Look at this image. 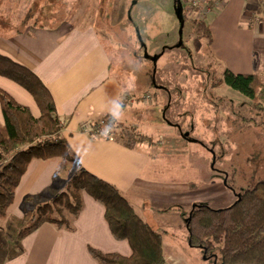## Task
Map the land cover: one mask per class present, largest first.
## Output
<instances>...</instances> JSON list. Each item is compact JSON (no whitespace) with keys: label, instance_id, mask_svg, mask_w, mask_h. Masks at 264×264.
Segmentation results:
<instances>
[{"label":"crops","instance_id":"1","mask_svg":"<svg viewBox=\"0 0 264 264\" xmlns=\"http://www.w3.org/2000/svg\"><path fill=\"white\" fill-rule=\"evenodd\" d=\"M75 1L0 0V53L30 69L47 88L62 132L78 161L64 168H60L58 156L29 161L7 216L0 220V264H97L89 247L131 254L128 241L112 235L103 205L85 191L81 192L76 214L67 208L62 212L66 225L58 227L44 221L18 236L23 209L30 206L25 199L47 201L80 167L115 185L138 217L162 234L163 254L171 264L170 259L180 253L179 245L189 246L185 219L192 205L215 201L225 207L239 194L234 190L238 176L216 168V157L226 150L223 159L227 163L248 164L253 144L259 145L264 155V120H256L250 112L252 108L264 110V96L255 103L220 80L224 69L255 73L264 95V0H209L211 8L204 19L212 35L208 47L204 40L193 43L195 47L184 43L182 28L183 46L196 53L202 68L218 79L213 87L214 95L219 96L215 105L208 98L201 99L215 109L208 111L203 104L194 115L197 133L204 130L209 141L217 143L209 150L195 138L178 133L155 112L141 111L140 104L146 103H135L133 97L129 101L127 83L111 74L104 37L93 14L87 13L94 1H81L77 8ZM60 5L65 6V14L59 13ZM173 9L156 8L163 14ZM173 17L174 21L178 18ZM180 44L165 45L156 62L165 63ZM0 88L28 107L33 116L40 115L34 98L23 86L0 75ZM135 94L138 96L140 90ZM114 102L122 106L120 121L130 122L148 139L128 148L117 138H109L110 133L104 134L106 125L98 121L111 117ZM260 112L256 116H262ZM163 207L170 209L163 211ZM178 229L183 230V236L177 238Z\"/></svg>","mask_w":264,"mask_h":264},{"label":"trees","instance_id":"2","mask_svg":"<svg viewBox=\"0 0 264 264\" xmlns=\"http://www.w3.org/2000/svg\"><path fill=\"white\" fill-rule=\"evenodd\" d=\"M175 2L178 4V0ZM181 17L187 19L184 13ZM191 25L196 37L204 40L208 47L212 41L209 25L202 18L191 20ZM178 47L184 46L181 43ZM0 75L23 86L40 110L39 116H33L28 107L0 88L4 117V123L0 124L1 220L7 216L15 188L32 158L61 157L60 168L68 163L78 164V161L62 132L63 125L55 114L52 96L37 75L1 53ZM220 80L251 101L264 96L259 89L263 84L255 73L241 74L224 69ZM118 130L113 131L117 132L113 133L114 138L128 148L148 139L123 123L118 125ZM83 191L103 205L112 235L119 240L126 239L131 247L130 255L89 247L97 264H169L162 250V234L138 217L115 185L82 167L72 173L65 186L47 201L36 202L32 197L25 199L30 206L23 209L18 236L31 232L44 221L58 227L66 225V219L58 218L54 213L61 212L63 206L76 214L81 207ZM168 209L162 208L163 211ZM185 220L189 245L201 248L205 258L212 256L214 264H264V181L243 189L225 207L194 204ZM1 238L0 226V247Z\"/></svg>","mask_w":264,"mask_h":264},{"label":"rangeland","instance_id":"3","mask_svg":"<svg viewBox=\"0 0 264 264\" xmlns=\"http://www.w3.org/2000/svg\"><path fill=\"white\" fill-rule=\"evenodd\" d=\"M81 1L84 0L75 1V8ZM93 1L92 6L87 7V13L93 14L94 23L104 37L103 41L111 62V74L125 80V84L127 83L126 88L129 91L128 95H130L129 101L131 102L130 99L133 97L132 101H135V103H146L140 104L141 111L155 112L157 116H161L162 121L170 125L174 124L176 131L181 135L187 132L189 137L195 138L198 142L207 146L208 150L215 148L217 143L209 141L210 138L208 139L204 134V130L202 134L197 133L194 115L195 110L203 104H205L208 111L215 109L212 106L213 104L209 102H213L215 105L214 99H219V96L216 97L214 95L216 93L213 92V87L218 85V79L208 74L207 70L205 71L202 64L198 62L196 53L190 52L185 46L175 48L176 50L172 49L171 56L168 59L166 58L165 63L162 62L163 60L159 63L156 62L158 57H156V54L165 45H175L180 41V28L181 30L184 28L185 31L183 35L184 43L192 44L195 47L193 43L198 44L202 41V39L196 37L191 25L193 19H205L207 12H203V15H201L202 12L200 11L202 3L199 6H194L191 4L194 0H180L183 6L181 12L187 16V19L175 17L174 21L173 14L176 16V6H178L175 0ZM203 4H209V0L203 1ZM172 6L174 7L172 13L164 10L163 14L156 10L159 7ZM66 12L65 6L60 5L59 13L65 14ZM210 80L213 81L210 82ZM136 89L140 90L138 96H135ZM230 90L233 89L230 88ZM234 92L237 93L235 90ZM203 98H208L207 101L209 102H201ZM257 100L253 102L257 103ZM252 109H250V112L253 113L252 117L262 122L264 120L263 108L258 111ZM259 111L263 114L262 116L261 114L256 116ZM117 123L118 125L123 123V125L130 126L137 131L136 126H132L130 122L119 121ZM114 130L113 127L112 131ZM112 131L110 135L113 133ZM251 132L252 137L256 139L253 130ZM221 140L225 142L224 135ZM253 146L248 164L227 163L223 159L226 150H222V153L216 157V168L229 173L233 171L231 174L238 176L234 187L237 192L253 186L259 180L264 181V155L259 151V145L255 147V144H253ZM217 149L214 150L217 152ZM217 153H220V150ZM207 165L205 163V167ZM200 204H206L212 208L220 207L215 201H205ZM60 208L61 212L54 213V216L58 218L63 217L62 212L66 209L63 206ZM178 236H183L182 229L177 230V238ZM186 243H188V240ZM179 246L181 248L179 249L180 253L170 259L171 264H214L212 256L205 258L201 248L187 246L186 244H180Z\"/></svg>","mask_w":264,"mask_h":264},{"label":"clouds","instance_id":"4","mask_svg":"<svg viewBox=\"0 0 264 264\" xmlns=\"http://www.w3.org/2000/svg\"><path fill=\"white\" fill-rule=\"evenodd\" d=\"M110 116L112 122H119L122 117V106L120 102H114L112 109L110 111ZM113 130V123H110L104 129V134L107 135Z\"/></svg>","mask_w":264,"mask_h":264},{"label":"built area","instance_id":"5","mask_svg":"<svg viewBox=\"0 0 264 264\" xmlns=\"http://www.w3.org/2000/svg\"><path fill=\"white\" fill-rule=\"evenodd\" d=\"M203 1H205V0H194L193 3H191L194 6H199L202 3V5H201L202 9L200 10L202 12L201 15H203V12L204 13L208 12L211 8L209 4L204 5ZM181 4H182V2H181ZM98 122H99V124L104 125V126L105 125L107 126L110 123H113V127H116V125H118L117 122H115V123L112 122L111 117L101 118ZM109 138H114V135L113 134L109 135Z\"/></svg>","mask_w":264,"mask_h":264},{"label":"water","instance_id":"6","mask_svg":"<svg viewBox=\"0 0 264 264\" xmlns=\"http://www.w3.org/2000/svg\"><path fill=\"white\" fill-rule=\"evenodd\" d=\"M178 6H176V15H177V17H178V19L181 17V11H182V4H181V1L180 0H178V4H177ZM179 34H180V41H179V44L181 43V34H182V30H181V28H180V30H179ZM188 135V133L187 132H185L184 133V136H187Z\"/></svg>","mask_w":264,"mask_h":264}]
</instances>
